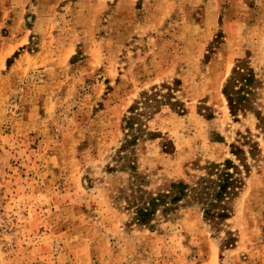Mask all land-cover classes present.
Wrapping results in <instances>:
<instances>
[{"label":"rangeland","instance_id":"obj_1","mask_svg":"<svg viewBox=\"0 0 264 264\" xmlns=\"http://www.w3.org/2000/svg\"><path fill=\"white\" fill-rule=\"evenodd\" d=\"M241 59L264 116V0H0V264H264V136L221 91ZM175 82L183 110L145 119L132 164L149 191L192 183L249 129L260 154L218 224L186 203L149 228L123 200V118Z\"/></svg>","mask_w":264,"mask_h":264},{"label":"trees","instance_id":"obj_2","mask_svg":"<svg viewBox=\"0 0 264 264\" xmlns=\"http://www.w3.org/2000/svg\"><path fill=\"white\" fill-rule=\"evenodd\" d=\"M176 83L154 86L141 92L123 118L125 135L115 156L120 166H127L134 173L124 192L125 206L131 210L134 222L149 228L153 227L152 222L157 219V215L166 218L186 203L198 205L204 218L216 224L228 218L232 201L243 186L252 161L260 154L254 134L249 129L237 131L235 139L229 143L232 157L225 158L221 163L210 164L205 174L198 176L192 183L170 181L160 190H146L142 182L144 178L136 174V167L132 164L133 150L137 141L148 133L145 119L162 105L168 104L177 111L183 110V104L173 95ZM260 84L249 61L241 59L237 60L221 91L233 120H239L240 116L248 112L252 113L257 120L255 129L264 136V116L255 101Z\"/></svg>","mask_w":264,"mask_h":264}]
</instances>
